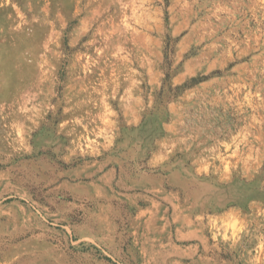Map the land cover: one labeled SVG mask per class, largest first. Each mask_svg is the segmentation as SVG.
Segmentation results:
<instances>
[{"label": "rangeland", "instance_id": "374dc122", "mask_svg": "<svg viewBox=\"0 0 264 264\" xmlns=\"http://www.w3.org/2000/svg\"><path fill=\"white\" fill-rule=\"evenodd\" d=\"M0 264H264V0H0Z\"/></svg>", "mask_w": 264, "mask_h": 264}]
</instances>
